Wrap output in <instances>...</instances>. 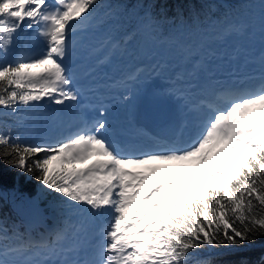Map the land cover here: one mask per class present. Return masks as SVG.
Returning a JSON list of instances; mask_svg holds the SVG:
<instances>
[{
  "label": "snow or ice",
  "instance_id": "snow-or-ice-1",
  "mask_svg": "<svg viewBox=\"0 0 264 264\" xmlns=\"http://www.w3.org/2000/svg\"><path fill=\"white\" fill-rule=\"evenodd\" d=\"M122 2L136 27L126 38L106 37L87 55L101 53L100 63L132 56L128 46L137 36L175 53L191 71L157 95L177 102L182 119L169 121L162 135L133 123L147 144L118 138L104 105L58 139H25L6 124L0 131V264H214L202 254L252 252L264 238V0H255L261 3L259 66L248 74L229 68L227 75L221 63L246 61L247 50L238 44L221 54L214 45L250 39L257 27L252 20L235 19V9H222L219 0H199L203 15L192 10L189 17L163 19L153 14L155 0ZM114 7V0H0V114L31 122L45 103L78 106L77 36L92 27L98 10L114 20ZM143 72H130L124 84H138ZM189 120L194 131L185 139ZM172 163L180 173L160 175L173 171L162 166ZM20 177L59 197L51 204L52 227L29 231L5 214V207L18 217L33 211L15 195ZM260 248L231 264H264Z\"/></svg>",
  "mask_w": 264,
  "mask_h": 264
},
{
  "label": "trees",
  "instance_id": "trees-1",
  "mask_svg": "<svg viewBox=\"0 0 264 264\" xmlns=\"http://www.w3.org/2000/svg\"><path fill=\"white\" fill-rule=\"evenodd\" d=\"M115 7L113 12L115 13L114 20H109L107 16L104 15L103 10L97 11V16L102 20L103 24L108 22L113 23L114 27L117 30L118 34H126L130 32L133 28L136 27L137 21L123 13L124 3L122 0H114ZM129 7L132 4L136 3V0H126ZM146 3L151 5V0H145ZM219 5L222 9L232 8L235 9L234 18L235 19H250L253 20V15L259 13L261 9V3H256L255 0H219ZM213 9L218 7L217 3H213ZM192 10L200 11L203 15V12L206 11V5H201L199 0H155L154 7L152 8L153 14L158 19H163V17L174 18L178 14H182L184 17H189ZM261 11V10H260ZM180 21L177 20V24ZM170 27V24H165V28ZM140 36H137L128 47L136 45L139 41ZM3 110H0L2 113ZM29 121L22 120L21 118L13 115L0 114V131H4L5 125L10 124L13 127H17L21 135L28 139L29 135L27 134V124ZM228 159H231L230 157ZM225 161L222 160L220 164H223ZM21 197L22 202H32L35 204L37 209L43 211L46 217L41 218L42 222L46 225H51L55 223V217L51 211V204L54 199H59L55 194L46 193L41 186L35 180H28L25 177H20L18 183V192L15 194ZM5 214L9 215L13 220H22L24 227L28 228L29 231H44L42 225L36 226L34 228L26 224V221L34 218L33 212L30 214L32 216L18 217L11 212L10 207H5ZM37 218V217H35ZM23 230V229H21ZM264 244V238L260 241H257V245L254 247L252 252L247 251L246 249H228V248H216L210 249L209 251L203 253L202 255L212 259L214 264H231V262L238 261L241 257L245 255L256 256L259 255L261 248L260 245Z\"/></svg>",
  "mask_w": 264,
  "mask_h": 264
},
{
  "label": "rangeland",
  "instance_id": "rangeland-1",
  "mask_svg": "<svg viewBox=\"0 0 264 264\" xmlns=\"http://www.w3.org/2000/svg\"><path fill=\"white\" fill-rule=\"evenodd\" d=\"M256 25L257 27L255 30V34L250 39H245L243 41L232 40V41H229L227 45L217 44L214 46L217 48L218 52L223 54L225 52L231 53L233 46L238 45V44H243L247 50L246 60H248V58L253 57L252 54L256 52L255 50L261 48L259 29H258V20L256 21ZM31 31L33 30H28L27 33H25L24 35L25 36L29 35ZM113 35H114V32H113V29L111 28V25L102 27V25L98 24L96 20L94 29L89 30V34L85 38H83L82 41L85 45H88L90 42L96 44V43H99L100 41H104L105 38L109 36L115 38ZM138 50L144 53L145 57H148V58L166 57V58H172V59H176V58L179 59V57L176 56L175 53L167 52V50L164 48L157 47L151 44H147L142 37H141L140 46ZM179 62H180V67H181L180 74H184L183 72H184V66L186 62L182 61L181 59H179ZM232 64L242 66L244 63L243 61H241V62H236ZM228 66H229V63H221L222 69L224 68L228 69ZM59 109H60V106L51 105L47 103L41 106H38L36 110V118L31 121L30 125L28 124L30 128V131H29L30 134L32 133L33 137L40 138L41 134H47V133L49 134L53 131H56L57 130L56 124H59L58 120L61 117V115L59 114ZM170 167L173 169V171L161 172L160 175L171 176V173L176 171L175 170L176 168H174L173 166H170ZM25 205L33 209L32 212H33V217H34L30 220H27V224L32 228L39 226L42 222L41 218L43 217V214H44L43 211L37 209L35 204H33L32 202H25ZM27 216L29 218V216H32V215L29 213L25 215V218H27ZM35 216L36 217L38 216L37 219L35 218Z\"/></svg>",
  "mask_w": 264,
  "mask_h": 264
},
{
  "label": "bare ground",
  "instance_id": "bare-ground-1",
  "mask_svg": "<svg viewBox=\"0 0 264 264\" xmlns=\"http://www.w3.org/2000/svg\"><path fill=\"white\" fill-rule=\"evenodd\" d=\"M91 68H96V65H93V64H91V65H81V66H78V67H76V71H77V74L79 73V72H86L88 69H91Z\"/></svg>",
  "mask_w": 264,
  "mask_h": 264
}]
</instances>
